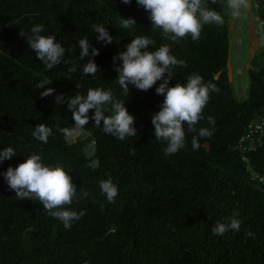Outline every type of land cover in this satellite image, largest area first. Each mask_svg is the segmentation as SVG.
<instances>
[{
	"label": "trees",
	"instance_id": "obj_1",
	"mask_svg": "<svg viewBox=\"0 0 264 264\" xmlns=\"http://www.w3.org/2000/svg\"><path fill=\"white\" fill-rule=\"evenodd\" d=\"M251 6L263 21V39L245 71L246 88L238 92L227 73L233 10L226 0L207 4L222 16V25L204 24L199 39L177 41L151 29L149 13L136 0H0V151L12 147L16 153L0 162V264H264V131L257 132L258 122L264 123V0ZM120 18L136 25L121 28ZM35 25H44L42 35H54L65 49L50 70L27 45ZM93 25L105 27L113 43L98 42ZM141 34L155 41L148 51L167 44L184 61L172 69L169 87L196 73L220 89L210 92L196 125L213 130L210 138H199L198 150L187 124L185 147L173 155L166 156V143L155 139L151 116L163 103L155 91L162 80L147 91L128 85V96L116 82L113 57ZM85 37L99 49L88 58L98 67L95 76L84 74L87 59L79 57L78 42ZM73 66L77 70L69 72ZM42 81L53 95L40 98L44 89L36 85ZM89 88L110 90L114 100L125 102L137 135L121 141L105 134L93 127L94 110L84 130L75 129L67 104L57 105L55 96L86 95ZM41 123L52 129L47 143L32 136ZM65 128L68 133L58 130ZM76 132L85 141L69 143ZM32 154L46 166L63 167L76 187L67 207L85 215L69 229L38 201L18 200L4 180L9 167ZM109 178L118 188L114 202L99 187ZM230 218L240 221V230L214 235L212 228Z\"/></svg>",
	"mask_w": 264,
	"mask_h": 264
},
{
	"label": "clouds",
	"instance_id": "obj_2",
	"mask_svg": "<svg viewBox=\"0 0 264 264\" xmlns=\"http://www.w3.org/2000/svg\"><path fill=\"white\" fill-rule=\"evenodd\" d=\"M130 2L131 0H122L125 5ZM136 3L149 13L151 29L160 30L162 35L170 41H177L186 36L197 40L204 24L222 25L224 23L218 12L207 7L208 0H136ZM211 3L215 4L216 0H211ZM226 6L237 10L247 7V2L246 0H226ZM260 20L258 18L256 21V29L261 40L263 35L258 27ZM135 25L136 22L132 18H120L121 28L128 29ZM93 31L98 33L96 37L98 42H103L105 45L113 43L112 36L102 25H93ZM44 32V25H35L31 28L32 35L26 40L37 60L43 62L50 70L61 63L65 49L61 43L57 42L54 35H42ZM20 35L24 36L22 33ZM150 46L155 47V41L141 34L135 36L126 45L125 51L113 57L114 70L118 74L116 82L128 96V85H133L141 91H147L157 81L162 80L163 82L156 87L155 91L157 95L163 96V103L159 105L160 110L151 116L155 139L166 143L164 148L166 156L173 155L185 147L184 125L187 124L188 131L196 134L191 140L192 149L198 150L199 138H210L213 130L204 127L197 129L196 125L204 119L203 110L210 98V92L218 93L220 89L211 82L204 83L203 77L196 73L189 75L186 83L177 82L175 86L169 87V82L173 78L172 69L176 66L183 67L184 61L173 56L167 44L161 45L154 51L147 50ZM78 47L80 59H87L83 67L84 74L95 76L98 67L92 59L88 58L90 55L91 57L99 55V49L92 47L87 37L79 40ZM117 60L122 63L115 67ZM65 63H71V61H65ZM68 70L75 72L77 69L73 66ZM48 83V81H42L36 85V89H44L40 93V98L54 94V89L46 86ZM55 103L57 105L67 104L68 110L72 113L74 128L77 130H84V126L89 123V110H94L91 117L94 121L93 127H102L105 134L112 135L121 141L137 135L134 127L135 117L128 113L125 102L113 99L110 90L89 88L86 95L75 94L67 98L63 94H57ZM105 106H110L108 108L110 115L105 114ZM207 120L208 124H215L212 117H208ZM58 130L64 133L69 132L66 128ZM52 134V129L41 123L34 127L32 136L37 141L47 143ZM76 134L80 136L81 132H76ZM13 157H16V153L12 147L0 151V162ZM3 177L8 187L16 193L18 200L38 201L49 215L63 223L65 229H69L73 221L85 215L83 211L78 213L67 207L77 196L76 187L68 172L59 165L46 166L38 154L28 156L14 169L9 167L3 173ZM99 187L107 201L114 202V198L118 195V188L112 180L109 178L101 181ZM229 230L238 232L240 221L230 218V222L217 223L212 228L213 234L220 236ZM245 235L252 236L253 234L247 232Z\"/></svg>",
	"mask_w": 264,
	"mask_h": 264
},
{
	"label": "rangeland",
	"instance_id": "obj_3",
	"mask_svg": "<svg viewBox=\"0 0 264 264\" xmlns=\"http://www.w3.org/2000/svg\"><path fill=\"white\" fill-rule=\"evenodd\" d=\"M251 1L246 0L247 7H241L232 11L230 47L227 62V73L234 89L238 92L240 88H246L247 79L245 71L249 68V62L261 45V40L257 32L256 17L251 10ZM259 39V40H258ZM264 131V123L258 122L257 132ZM77 135V134H76ZM68 136L67 141L71 143L74 140L85 141L77 137L86 138V136ZM75 137V138H74ZM85 153L89 157L92 153V144L88 143Z\"/></svg>",
	"mask_w": 264,
	"mask_h": 264
},
{
	"label": "built area",
	"instance_id": "obj_4",
	"mask_svg": "<svg viewBox=\"0 0 264 264\" xmlns=\"http://www.w3.org/2000/svg\"><path fill=\"white\" fill-rule=\"evenodd\" d=\"M262 25H263V21L260 20L258 23V27L260 28V32H262ZM259 181H263V178H260Z\"/></svg>",
	"mask_w": 264,
	"mask_h": 264
},
{
	"label": "bare ground",
	"instance_id": "obj_5",
	"mask_svg": "<svg viewBox=\"0 0 264 264\" xmlns=\"http://www.w3.org/2000/svg\"><path fill=\"white\" fill-rule=\"evenodd\" d=\"M259 40V39H258Z\"/></svg>",
	"mask_w": 264,
	"mask_h": 264
}]
</instances>
